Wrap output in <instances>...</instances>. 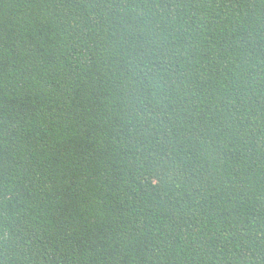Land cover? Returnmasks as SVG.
Here are the masks:
<instances>
[{
  "label": "trees",
  "instance_id": "trees-1",
  "mask_svg": "<svg viewBox=\"0 0 264 264\" xmlns=\"http://www.w3.org/2000/svg\"><path fill=\"white\" fill-rule=\"evenodd\" d=\"M0 264H264V0H0Z\"/></svg>",
  "mask_w": 264,
  "mask_h": 264
}]
</instances>
